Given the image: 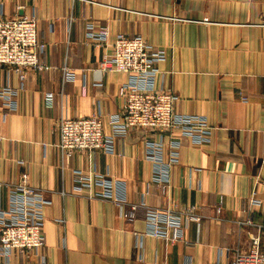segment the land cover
<instances>
[{
    "label": "crops",
    "instance_id": "obj_1",
    "mask_svg": "<svg viewBox=\"0 0 264 264\" xmlns=\"http://www.w3.org/2000/svg\"><path fill=\"white\" fill-rule=\"evenodd\" d=\"M0 12L37 17L53 68L24 83L0 68V87L18 89L15 111L0 100V183L27 176L46 192V247L9 262L0 255V264H229L232 254L220 248L249 246L255 230L239 223L264 220V0H0ZM92 26L108 28L110 44L120 34L143 37L162 55L156 88L177 97L178 114L205 118L213 129L202 145L181 137L167 193L151 183L148 132L118 140L114 154L77 152L65 162L55 147L60 117L122 112L120 87L129 78L99 69L111 47L90 39ZM64 65L73 82H62ZM48 93L56 95L52 105ZM76 170L114 181L130 206H140L134 221L109 200L74 195ZM253 197L260 204L251 205ZM9 199L0 189V209ZM147 207L196 208L201 221L187 226V242L166 245L146 235Z\"/></svg>",
    "mask_w": 264,
    "mask_h": 264
},
{
    "label": "built area",
    "instance_id": "obj_2",
    "mask_svg": "<svg viewBox=\"0 0 264 264\" xmlns=\"http://www.w3.org/2000/svg\"><path fill=\"white\" fill-rule=\"evenodd\" d=\"M89 37L100 47H111V53L103 56L99 69L105 73H122L129 78L120 87L122 112L107 118L99 113L89 117H60L55 128L58 135L55 147L65 162L77 152L92 157L98 152L114 154L118 140H123L132 132H148L150 137L144 140V147L146 160L153 165L151 183L162 193H167L172 183V170L180 164L181 137L202 145L210 142L213 129L205 118L178 114L175 110L177 97L171 91L156 88L160 73L158 63L162 55L143 37L120 34L110 44L108 28L95 29L93 26ZM46 51V43L38 36L36 16L7 18L0 12V68L16 73L24 83L32 72L53 69L44 59ZM62 73L64 84L75 80L68 65L62 67ZM17 94L18 89L12 85L0 87V100L4 102L5 111L17 109ZM55 98L54 93L46 95L49 105L54 103ZM74 182V195L109 200L121 210L126 221H134L140 206H130L125 197L117 193L116 184L110 178L96 172L76 170ZM5 188L10 193V199L7 209H0V255L9 262L13 253L24 257L38 254L46 247L43 213L46 192L31 186L27 176H22L18 182L0 183V189ZM250 204L254 206L260 202L253 197ZM220 211L221 207L218 213ZM196 212V208L181 211L174 207H147L146 235L166 245L187 242V226L201 221ZM239 224L255 230L249 239V246L234 250L220 248V255L225 253L229 258L232 254L229 264H264V223L256 224L250 218Z\"/></svg>",
    "mask_w": 264,
    "mask_h": 264
},
{
    "label": "trees",
    "instance_id": "obj_3",
    "mask_svg": "<svg viewBox=\"0 0 264 264\" xmlns=\"http://www.w3.org/2000/svg\"><path fill=\"white\" fill-rule=\"evenodd\" d=\"M262 223H264V220H263V222Z\"/></svg>",
    "mask_w": 264,
    "mask_h": 264
}]
</instances>
